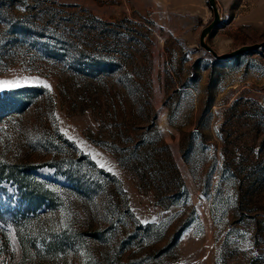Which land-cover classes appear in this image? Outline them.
Masks as SVG:
<instances>
[{"label": "rangeland", "instance_id": "1", "mask_svg": "<svg viewBox=\"0 0 264 264\" xmlns=\"http://www.w3.org/2000/svg\"><path fill=\"white\" fill-rule=\"evenodd\" d=\"M216 3L214 52L264 41V0ZM212 19L0 0V264H264V47L217 60ZM23 179L51 196L25 217Z\"/></svg>", "mask_w": 264, "mask_h": 264}, {"label": "trees", "instance_id": "2", "mask_svg": "<svg viewBox=\"0 0 264 264\" xmlns=\"http://www.w3.org/2000/svg\"><path fill=\"white\" fill-rule=\"evenodd\" d=\"M20 92L19 90L15 92H5L4 94L7 97H11L12 94ZM15 102V103H13ZM9 105V109L12 111L15 109H18V105L22 108L24 106V103L22 101H13ZM3 110H0V114L2 113ZM13 168V167H12ZM16 170L12 169L10 171L11 174L15 175ZM28 174V173H27ZM15 177V176H14ZM29 177V176H25ZM16 178V177H15ZM28 179V178H27ZM22 180V179H21ZM30 181V180H29ZM27 180L20 181L17 180L18 184V191H19V197L21 200L24 201V209L22 210V214H20L22 217H25L28 215V213H36V211L43 205L49 206V200L51 201V196L49 191L44 190L37 185L34 187H30V182ZM27 182V184H25ZM21 183H24V187L21 186Z\"/></svg>", "mask_w": 264, "mask_h": 264}, {"label": "water", "instance_id": "3", "mask_svg": "<svg viewBox=\"0 0 264 264\" xmlns=\"http://www.w3.org/2000/svg\"><path fill=\"white\" fill-rule=\"evenodd\" d=\"M208 4L213 11V19L201 31L200 46L204 50L210 52L217 60H219V61L228 60V59L233 58L234 56L241 55V54L251 52V51H256L259 48L264 47V41H263L260 43L241 46L238 49L233 50V51L226 53V54H217L216 52H214L206 43V37L211 32V30L219 24L221 17H220V13H219V10L217 7L216 0H208Z\"/></svg>", "mask_w": 264, "mask_h": 264}, {"label": "snow or ice", "instance_id": "4", "mask_svg": "<svg viewBox=\"0 0 264 264\" xmlns=\"http://www.w3.org/2000/svg\"><path fill=\"white\" fill-rule=\"evenodd\" d=\"M18 86V84L15 82V81H7V80H5V81H0V88H7V87H12V86ZM46 87H48L47 85H46ZM101 168H103L104 167V164H100L99 165Z\"/></svg>", "mask_w": 264, "mask_h": 264}]
</instances>
